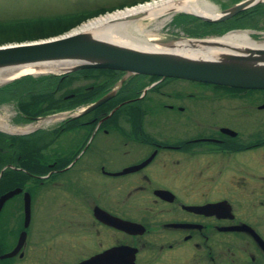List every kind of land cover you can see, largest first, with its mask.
Here are the masks:
<instances>
[{"label": "flooded vegetation", "instance_id": "1", "mask_svg": "<svg viewBox=\"0 0 264 264\" xmlns=\"http://www.w3.org/2000/svg\"><path fill=\"white\" fill-rule=\"evenodd\" d=\"M175 14L162 42L264 40V0ZM95 68L0 117V264H264V85Z\"/></svg>", "mask_w": 264, "mask_h": 264}, {"label": "water", "instance_id": "2", "mask_svg": "<svg viewBox=\"0 0 264 264\" xmlns=\"http://www.w3.org/2000/svg\"><path fill=\"white\" fill-rule=\"evenodd\" d=\"M257 0H240L212 16L203 18L223 19L242 6ZM180 8L170 7L162 12H174ZM189 11L194 12L190 7ZM144 11H132L123 15L133 20ZM184 42L191 47V38L177 37L172 40ZM209 55H183L170 50L142 49L92 35L86 31H67L61 34L19 42L0 44V68L40 65L44 62L70 63L58 72L86 67H107L131 73H147L161 76H180L235 85H264V47L243 46L233 43L228 48H219L220 41L206 39ZM213 51V52H212ZM100 97L88 108L104 100ZM9 191L4 196L10 194ZM25 210L28 203L25 199Z\"/></svg>", "mask_w": 264, "mask_h": 264}, {"label": "bare ground", "instance_id": "3", "mask_svg": "<svg viewBox=\"0 0 264 264\" xmlns=\"http://www.w3.org/2000/svg\"><path fill=\"white\" fill-rule=\"evenodd\" d=\"M170 7H177L185 10H189V8L191 7L193 10H197L202 14L208 15L217 12L216 8L206 0H152L150 2L136 5L133 8H127L112 13L107 12L104 15L100 14L95 18L82 23L78 28H75L72 31H86L97 37L106 38L108 40L142 49L170 50L179 54L190 56L209 55L210 53L207 50L189 47L184 44V42L175 41L173 43H158L157 41H154L153 38L155 36L153 35L155 33L150 31H153L155 28L159 27L162 24V21L168 16V13L162 11H165ZM132 11H144V14L133 20H126L122 17L123 15L127 14V12L129 13ZM142 19H144V23L142 22ZM216 38L222 41H228L239 47H243L244 44L250 46H264V40L255 41L249 39L246 34H243L240 30L227 32L222 36L220 35V37ZM226 43L227 42H225V44ZM225 48L227 47L225 46ZM69 66L70 63L44 62L40 65L4 67L0 68V82L5 81L11 77L21 75V73H43L47 71H61Z\"/></svg>", "mask_w": 264, "mask_h": 264}, {"label": "rangeland", "instance_id": "4", "mask_svg": "<svg viewBox=\"0 0 264 264\" xmlns=\"http://www.w3.org/2000/svg\"><path fill=\"white\" fill-rule=\"evenodd\" d=\"M104 0H0V24H3L5 22L8 23H14V22H27V20H35L36 22H40L41 23H37V25L39 26L40 31H45L48 27H50L49 23L47 22L49 20L50 23L53 24H57L59 25L58 27H62L66 24H71L72 26H68V28L66 29H61L59 30L57 33L55 34H51V35H57V34H61L67 31H72L75 28H78L82 23L87 22L88 20L95 18L96 16L100 15V14H105L107 12L112 13V12H116V11H121L124 9H121L122 7H111V8H106V7H101V8H97L98 7V3L103 4H109V3H113L111 6L117 4V1H124V0H106V2L101 3ZM137 1V0H135ZM150 1V0H148ZM216 2H221V5H218L220 7L226 6L229 3L236 1V0H215ZM141 3H136V5H140L143 4L145 2H143L142 0L138 1ZM104 5V4H103ZM135 6L129 7V8H133ZM91 9V13L89 15H86V17H83L81 19H73L72 17H69V13L71 10H80V9ZM119 9V10H118ZM177 15V19H182L184 17H186L185 14H175V16ZM179 15V16H178ZM52 21V22H51ZM169 20H163L162 24L155 28L153 31L150 32H154L155 34L153 36H155L153 39L154 41H157L158 43H166V42H162V40H167L165 37L169 36V31L172 30L171 25L172 22H168ZM47 22V23H45ZM142 22L144 23V19H142ZM9 25V24H7ZM27 24H24V28L26 27ZM262 27H264V23L262 25ZM26 29V28H25ZM25 31V30H24ZM17 35H24L23 32H21L20 34L18 32ZM51 35H47V36H43V37H36L34 39H40V38H45ZM151 35V34H150ZM9 36V35H7ZM13 37H15L14 35H12ZM165 36V37H164ZM1 37H5L3 34L0 33V38ZM157 37V38H156ZM164 37V38H162ZM162 38V39H161ZM3 39V38H2ZM0 39V44L3 43H8V42H21V41H28V40H34L32 39H28V38H24V39H11V40H2ZM168 43V42H167ZM56 72L53 71H47V72H43V73H38V74H30V73H24L15 77H11L5 81L0 82V88L2 89H6V91L10 90L9 86H12L14 84V82H17L16 79H33L34 78H40L41 76H45L48 74H53ZM79 79V78H78ZM78 84V80H76L75 78L72 79L67 87H73L75 85ZM11 96H9V94L7 95V93H0V117L3 116L4 114H7L8 112L14 111V102L15 99L13 98L12 94H10ZM7 97V98H6ZM14 99V100H13Z\"/></svg>", "mask_w": 264, "mask_h": 264}, {"label": "trees", "instance_id": "5", "mask_svg": "<svg viewBox=\"0 0 264 264\" xmlns=\"http://www.w3.org/2000/svg\"><path fill=\"white\" fill-rule=\"evenodd\" d=\"M40 22H36L35 20H27V22H14V23H8L5 22L3 24H0V33L3 34L5 37H1L0 39L2 40H11V39H24V38H28V39H34L36 37H43V36H47V35H51V34H55L57 33L59 30L66 29L68 28V26H72L71 24H66L64 26H62L61 28L58 27L59 25L57 24H53L50 23L49 20L47 21L50 25V27H48L45 31H40L41 28H39V26L37 25V23H41ZM45 22V23H47ZM52 22V21H51ZM9 24V25H7ZM24 24L26 25V29L24 28ZM66 27V28H64ZM25 30V31H24ZM18 32L19 34L21 32H25L24 35H17ZM9 35V36H7ZM12 35H14L15 37H13ZM95 67H89V68H82V69H77L71 72H68L66 74H48L45 76H41L40 78H34L29 80V79H23V80H17V82H14V84L10 87L9 91H6V89H2L0 88V93H7V95L9 94V96H11L10 94H12V96H16L17 94L19 95H23V96H29L31 95L30 93L32 92V89H41V90H51L53 91V89L55 88H59L61 86H63L64 84H67L74 78H76V76L78 75V73H82V72H90L95 70ZM99 70H104L103 68H97ZM74 91L73 95H80L82 94V88H73V87H67L65 90H63L64 92H72ZM53 94V93H52ZM7 98V97H6ZM55 106V105H54ZM57 106V105H56ZM58 107V106H57ZM60 107V106H59ZM55 108V107H52ZM25 110V108H23ZM34 113H38V111H34Z\"/></svg>", "mask_w": 264, "mask_h": 264}]
</instances>
